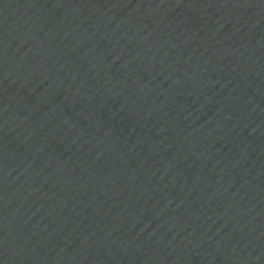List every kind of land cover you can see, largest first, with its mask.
Segmentation results:
<instances>
[{"label":"water","instance_id":"1","mask_svg":"<svg viewBox=\"0 0 264 264\" xmlns=\"http://www.w3.org/2000/svg\"><path fill=\"white\" fill-rule=\"evenodd\" d=\"M0 264H264V0H0Z\"/></svg>","mask_w":264,"mask_h":264}]
</instances>
